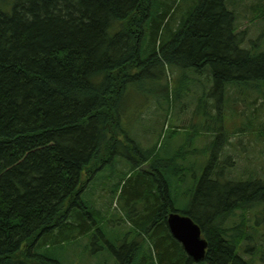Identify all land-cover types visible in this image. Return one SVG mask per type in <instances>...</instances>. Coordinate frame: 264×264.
Masks as SVG:
<instances>
[{
  "label": "trees",
  "instance_id": "obj_1",
  "mask_svg": "<svg viewBox=\"0 0 264 264\" xmlns=\"http://www.w3.org/2000/svg\"><path fill=\"white\" fill-rule=\"evenodd\" d=\"M227 1L195 0L179 12L181 0H0V264H63L48 244L68 234L106 241L104 228L122 219L84 195L120 157L132 161L124 176L128 185L137 179L130 192L143 207L123 208L134 229L110 243L116 264H154L148 243L158 264H253L240 250L264 259L258 214L254 224L247 215L264 203V176L230 178L233 156L222 153L243 144L242 136L231 140L239 133L264 143L254 106L262 99L264 108V50L257 42L245 47L249 29L238 28ZM167 67L178 69L175 82L155 81ZM130 85L178 102L201 90L205 122L170 155L141 149L122 127ZM239 103L250 110L240 123L233 121ZM199 136L209 139L204 149L188 147ZM181 194L189 197L184 208ZM172 210L201 227L202 260L172 235ZM237 210L239 221L226 225Z\"/></svg>",
  "mask_w": 264,
  "mask_h": 264
},
{
  "label": "rangeland",
  "instance_id": "obj_2",
  "mask_svg": "<svg viewBox=\"0 0 264 264\" xmlns=\"http://www.w3.org/2000/svg\"><path fill=\"white\" fill-rule=\"evenodd\" d=\"M194 1L195 0H181L179 12L192 6ZM227 7L235 11L237 14L238 28L243 30L249 29L245 47L249 46L250 43L257 42L260 49L264 50V0H228ZM188 72L192 73V70ZM178 75V69L175 67H167L164 69L162 78L160 80H154L163 83L168 81L172 84L175 82ZM152 85V80H146V85H144V87L150 88ZM129 87L130 88L128 89L126 96L123 98L121 105V119L124 135L128 136L130 139L137 142L138 145L140 144L146 149L156 146L158 150H163V154L170 155L174 147L184 144V142L190 137L191 132L193 134L196 133L195 129L198 123L203 124L205 122V115L202 111V109H204L203 103H201L199 107V95L202 94L201 90L192 89L190 95H187L185 99L178 102V100H173L172 98L164 100L166 97L155 98L152 94H145V91L139 90L136 85H130ZM252 101H254L253 98ZM208 103L210 104L211 101ZM261 103L262 99H259L254 105L257 107L256 113L261 110L259 119L257 118L255 120L263 124L264 108H262ZM209 109L210 108L208 107L206 110ZM237 110L239 113L234 116L233 121L235 120L240 123L246 121L248 116H250L249 108L243 105V103L238 104ZM241 112H245V114L238 117ZM220 117H222V115H220ZM223 118L224 120H227L224 116ZM224 126L227 128L226 124H224ZM238 136H242L243 144H238L237 147L227 145L222 150L224 158L226 154L233 156L234 164L228 167L230 178L238 177L237 179H239L242 175H245L246 173L248 174L251 170H255L259 177H263L264 143L260 140H256L255 136L252 134L239 133V135H236L231 140L236 142L239 139ZM205 142H209V139L199 136L194 142L189 141L188 147L192 148L196 143L204 149ZM141 146L140 148L142 149ZM203 154L205 155L206 153ZM143 156L145 155L138 153V157ZM199 157L203 156L200 154L198 155V159L200 160ZM131 165L132 161L123 157L115 160L113 164L107 163L104 169L99 171L94 180L88 184L84 195L85 198L89 200L91 199L94 209H101L100 211L105 214L108 213L122 219L120 220L122 226H116L115 228L110 226L109 229H107L109 225L105 227L104 231L107 238L106 241L103 240L102 242H100L101 238L94 242L91 235H81L82 233H75V239L73 240H69L68 234V236L62 239L63 242L61 243L49 242L48 249L52 250L55 257H57L63 264H104L106 261H109L110 264H116L119 257L111 250L110 243H115L117 236L116 232L121 233L120 235L122 236L123 232L121 230H125L127 227L128 229H134L131 221L125 216L123 208H125L126 204L129 202L135 203L138 210H141L143 207L140 199L134 197V194L130 192L131 182L134 180L136 181L137 179H133L128 185V176H124L125 173L130 170ZM198 170H201V168ZM101 176L104 177L106 181V189L104 190H101L103 189L100 185V182L103 180ZM113 190H115V194ZM100 198L103 200H99ZM179 200L180 201L177 203L178 208H184L185 202L189 200V197L187 194H181ZM90 210L94 211L92 209ZM240 214L241 211L237 210L235 215L228 219L226 225H232L235 222H238ZM256 214H258L259 217L260 229L255 236L256 239L259 240L257 241V244L264 246V203L257 206L252 211H249V214L247 213L251 224H254L257 221ZM145 244H147V242ZM146 247L150 250L149 252H151L153 263L158 264L157 253L154 251L153 245L148 243ZM252 251L255 252V249ZM239 253L247 259H252L253 264H264V259L260 252L252 255V252L250 253L240 250Z\"/></svg>",
  "mask_w": 264,
  "mask_h": 264
},
{
  "label": "water",
  "instance_id": "obj_3",
  "mask_svg": "<svg viewBox=\"0 0 264 264\" xmlns=\"http://www.w3.org/2000/svg\"><path fill=\"white\" fill-rule=\"evenodd\" d=\"M172 235L179 240L189 256L196 261L202 260L208 248V241L202 229L190 216L172 210L167 218Z\"/></svg>",
  "mask_w": 264,
  "mask_h": 264
},
{
  "label": "bare ground",
  "instance_id": "obj_4",
  "mask_svg": "<svg viewBox=\"0 0 264 264\" xmlns=\"http://www.w3.org/2000/svg\"><path fill=\"white\" fill-rule=\"evenodd\" d=\"M107 149H108V148H107ZM104 150H105V149H104ZM135 152H136V151H135ZM137 154H138V153H137ZM137 154H136V155H137ZM149 155H150V154H149ZM108 156H109V155H108ZM147 157H148V156H147ZM102 160H103V159H102ZM132 166H133V165H132ZM145 195H146V194H145ZM167 201H168V200H167ZM83 203H84V202H83ZM85 204H86V203H85ZM157 211H158V210H157ZM150 217H151V216H150ZM147 219H148V218H147ZM149 219H150V218H149ZM167 228H168V227H167Z\"/></svg>",
  "mask_w": 264,
  "mask_h": 264
}]
</instances>
